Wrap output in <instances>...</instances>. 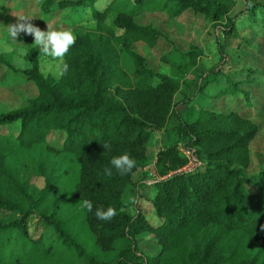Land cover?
Returning <instances> with one entry per match:
<instances>
[{"label":"trees","instance_id":"16d2710c","mask_svg":"<svg viewBox=\"0 0 264 264\" xmlns=\"http://www.w3.org/2000/svg\"><path fill=\"white\" fill-rule=\"evenodd\" d=\"M96 1L39 0L44 21L55 11L69 10L71 19L62 14V22L76 32L75 44L64 57L68 71L57 79L41 74L39 49L25 35L10 43L29 67L16 68L8 53H0L3 80L30 82L36 89L18 107L0 110V210L17 213L12 222L0 220V264H264V167L246 173L250 143L259 125L236 111L206 108L193 120L184 119L177 111L183 103L176 100L178 83L147 67L145 57L134 48L139 42L152 48L165 40L177 58L191 61L196 56L193 51L178 50L165 33L137 23L136 16L164 12L174 18L190 10L230 38L237 36L236 22L243 13L244 27L264 24V1L106 0L102 9L92 11L94 26L80 27V10ZM238 1L242 8L231 14ZM123 55L129 59L127 68ZM237 71H244L250 81L259 73L253 68ZM220 72L210 71L198 82L197 91L208 87ZM232 72L227 73L228 84H218L213 96L240 86L241 82L230 81ZM171 117L176 120L170 127L175 139L154 158L155 171L162 178L153 183L152 206L161 219L153 225L139 209L131 214L128 204L133 201L126 202L124 196L145 184V167L153 162L148 154L150 138L165 129ZM12 124H17L16 130H9ZM52 132L61 135L60 147L49 143ZM105 143L110 149L103 148ZM184 151L198 163L191 170L182 169L188 163ZM124 153L136 163L122 175L110 160ZM56 154H65V162L68 156L77 158L70 193L92 202V211L84 209L82 219L94 244L107 253L114 250L116 240L125 242L111 259L98 260L68 234L57 215V201L45 211L59 175ZM27 155L29 163L22 164ZM23 166L44 177L37 193L20 178ZM64 167L61 171L67 170ZM65 195L59 194V199ZM108 207L116 209L110 221L95 216L98 208ZM36 212L45 227L52 228L55 240L32 238L28 222ZM144 232L157 239L158 248L149 254L138 247L137 238Z\"/></svg>","mask_w":264,"mask_h":264},{"label":"rangeland","instance_id":"374dc122","mask_svg":"<svg viewBox=\"0 0 264 264\" xmlns=\"http://www.w3.org/2000/svg\"><path fill=\"white\" fill-rule=\"evenodd\" d=\"M105 2L106 0H97L92 7L80 10L79 15L83 18L80 27L94 26L92 11L93 9H102ZM241 8L242 4L238 1L231 14ZM13 14L36 15L31 22L41 30H46L47 23H49L55 27L70 29L74 34L76 33L74 29L65 27L62 22V14L67 21L71 19L69 10H64L63 13L55 11L49 16L48 20L44 21L39 7V0H0V39H8L5 25L16 22V17ZM256 16H260L259 11ZM246 19L243 13L236 22L237 36L225 38L226 36L220 28L216 30L204 19L202 14H194L190 10H186L181 16L174 18L168 17L164 12H144L136 16L135 21L137 23L149 24L158 28L173 40L178 50L182 52L193 51L196 56L194 58L190 57L191 61L177 58L170 49L171 45L165 40H160L152 48L139 42L136 43L134 48L145 57L147 67L170 77L178 83L179 90L176 94V100L183 103L177 107V111L184 119L193 120L201 108H206L223 113L236 111L259 125L258 133L250 143L251 162L249 168L246 169L247 174H253L264 167V24L255 22L252 27H248V25L244 27ZM21 35L27 36L30 44L34 45L33 36L23 32L18 36ZM220 42L224 46H220ZM37 48L39 49V46ZM161 56L164 58L163 61L160 58ZM222 56L226 60L225 64ZM6 57L16 68L21 69V67L30 66L29 62L20 57L18 53H8ZM17 58L24 62L23 66L15 62ZM38 63L43 76H51L55 79L59 77L62 62L53 60L51 57L42 56L38 52ZM123 65L126 68L129 66V59L125 55H123ZM246 68L259 70V73L253 78L254 81L245 78L244 71H237ZM217 69L221 70L217 75L218 78L214 79L205 89L197 91L198 82L210 71ZM228 72H232L229 75L230 81L241 82L240 86L229 88L225 94L220 92L217 96H213L214 93L218 92L219 86L224 87L228 84V81H226ZM3 76L4 68L0 67L1 111L18 107L25 98L36 94V89L32 83L19 81L6 83ZM157 81L155 79V82ZM175 123V118L171 117L165 129L152 134L148 154L152 157L153 162L145 167L147 172L146 183H141L137 191H129L124 196L126 202L133 201L128 204V211L133 214L136 209H139L149 223L153 225L161 222L152 206V197L155 193L153 183L160 177L154 168V158L159 149L175 139L170 129ZM16 129L17 124L13 125L11 129L9 127V130ZM48 140L50 144L56 147L61 146V135L55 132L49 134ZM28 156L23 158L22 164L29 163ZM64 157L65 154H56L54 165H56V171L59 175L57 176L55 189L52 187L48 194V201L44 209L49 212L57 201V215L59 219L64 221V229L67 230L68 234L73 235L79 243H82L89 254H95L98 260L111 259L115 256L116 250L125 245V242L121 239L116 240L114 250L107 253L101 251L94 244L93 237L87 227L84 226V219H82L84 210L81 207L82 201L70 193L77 177V158L68 156L65 162ZM64 166L67 170L61 171ZM20 176L27 182L29 191L37 193L44 186V177L37 175L28 166H23ZM59 194L60 196L66 194V198L59 199ZM16 218V212L0 210L1 221L12 222ZM28 231L32 238L42 235L45 240H55L54 231L51 227H45L40 212H36L29 220ZM156 240L154 235L144 232L137 238L138 247L149 254V252H153L158 248ZM76 264L83 263L79 261Z\"/></svg>","mask_w":264,"mask_h":264},{"label":"clouds","instance_id":"9594fccd","mask_svg":"<svg viewBox=\"0 0 264 264\" xmlns=\"http://www.w3.org/2000/svg\"><path fill=\"white\" fill-rule=\"evenodd\" d=\"M16 17L15 23H9L5 25V31L8 39H0V52L12 53L15 49L11 46L10 41H18V35L23 32L25 34L33 36V44L39 46V52L42 56L51 57L53 60L62 62L63 70L59 75H64L68 71V64L64 62V57L67 55L69 49L75 44L76 36L70 30L63 27H55L47 23V29L41 30L31 21L36 15L28 14H13ZM19 65L23 66V61L19 58L15 61ZM104 149H110V144H102ZM135 160L132 159L127 153L114 156L110 160V164L120 173L127 174L135 167ZM105 172L108 175H112V171L109 168H105ZM81 207L91 212L93 209L92 202L89 200H83ZM124 211V209H121ZM116 215V209L108 207L106 210L97 209L95 216L100 220L110 221Z\"/></svg>","mask_w":264,"mask_h":264},{"label":"built area","instance_id":"2783aa9c","mask_svg":"<svg viewBox=\"0 0 264 264\" xmlns=\"http://www.w3.org/2000/svg\"><path fill=\"white\" fill-rule=\"evenodd\" d=\"M184 153L186 154V156L188 158V163L184 167H182V169L183 170H191L194 167H196L198 163H196L193 159L190 158L189 151H184ZM160 178H162V177H159L157 179H160Z\"/></svg>","mask_w":264,"mask_h":264},{"label":"crops","instance_id":"0c3cea01","mask_svg":"<svg viewBox=\"0 0 264 264\" xmlns=\"http://www.w3.org/2000/svg\"><path fill=\"white\" fill-rule=\"evenodd\" d=\"M146 183V182H145Z\"/></svg>","mask_w":264,"mask_h":264}]
</instances>
